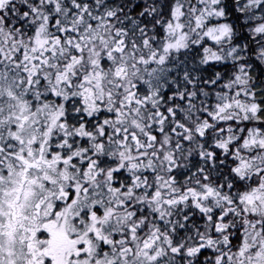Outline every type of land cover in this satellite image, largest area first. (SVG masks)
Here are the masks:
<instances>
[{
    "label": "snow or ice",
    "instance_id": "1",
    "mask_svg": "<svg viewBox=\"0 0 264 264\" xmlns=\"http://www.w3.org/2000/svg\"><path fill=\"white\" fill-rule=\"evenodd\" d=\"M0 264H264V0H0Z\"/></svg>",
    "mask_w": 264,
    "mask_h": 264
}]
</instances>
